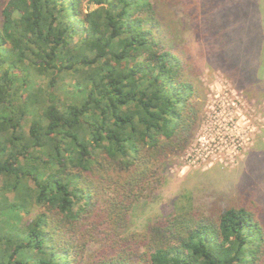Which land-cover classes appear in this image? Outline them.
I'll use <instances>...</instances> for the list:
<instances>
[{
	"label": "trees",
	"instance_id": "1",
	"mask_svg": "<svg viewBox=\"0 0 264 264\" xmlns=\"http://www.w3.org/2000/svg\"><path fill=\"white\" fill-rule=\"evenodd\" d=\"M223 2L254 3L0 0V197L15 194L0 217L20 223L0 234V264H264L263 211L232 194L134 230L150 186L202 124L186 38L197 26L226 38ZM257 6L256 36L230 60L263 86Z\"/></svg>",
	"mask_w": 264,
	"mask_h": 264
},
{
	"label": "rangeland",
	"instance_id": "2",
	"mask_svg": "<svg viewBox=\"0 0 264 264\" xmlns=\"http://www.w3.org/2000/svg\"><path fill=\"white\" fill-rule=\"evenodd\" d=\"M253 1L246 10L241 5L235 10L223 2L228 19L226 38L221 40L220 31L206 36L198 26L197 32L187 35L186 45L196 63L195 74L207 95L202 124L188 150L171 158L160 180L150 186L148 198L139 206L135 231H143L156 217L172 216L192 204L203 205L218 193L232 194L235 204L248 205L259 216L263 211L264 222V85L230 60L239 61L238 51L256 36L254 29L259 25L255 23L261 21V11L257 6L260 0ZM239 29L240 35L236 33ZM241 38L243 45L235 47ZM37 84L42 86L40 81ZM25 131L29 132V123ZM0 199V206L8 209L15 194L5 193ZM38 211L34 207L31 215H19L23 221H30ZM15 227H20L16 218L0 217L1 235Z\"/></svg>",
	"mask_w": 264,
	"mask_h": 264
},
{
	"label": "crops",
	"instance_id": "3",
	"mask_svg": "<svg viewBox=\"0 0 264 264\" xmlns=\"http://www.w3.org/2000/svg\"><path fill=\"white\" fill-rule=\"evenodd\" d=\"M263 43H264V41H263ZM263 65H264V63H263ZM262 77H263V82H264V66H263V73H262Z\"/></svg>",
	"mask_w": 264,
	"mask_h": 264
}]
</instances>
